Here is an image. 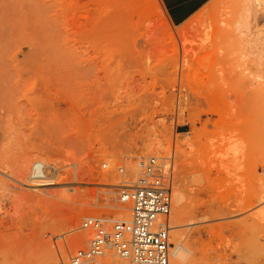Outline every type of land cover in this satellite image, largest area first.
<instances>
[{
    "label": "rangeland",
    "instance_id": "1",
    "mask_svg": "<svg viewBox=\"0 0 264 264\" xmlns=\"http://www.w3.org/2000/svg\"><path fill=\"white\" fill-rule=\"evenodd\" d=\"M260 3L178 28L158 0H0V264H71L149 158L174 166L171 264H264Z\"/></svg>",
    "mask_w": 264,
    "mask_h": 264
},
{
    "label": "built area",
    "instance_id": "2",
    "mask_svg": "<svg viewBox=\"0 0 264 264\" xmlns=\"http://www.w3.org/2000/svg\"><path fill=\"white\" fill-rule=\"evenodd\" d=\"M143 175L132 186L118 189V200L130 206L128 221L109 222L89 217L81 229L93 232L88 248L79 251L71 264H107L112 250L126 264H171V236L167 220L171 214L174 166L149 158ZM123 171V170H121ZM163 220V221H162Z\"/></svg>",
    "mask_w": 264,
    "mask_h": 264
},
{
    "label": "crops",
    "instance_id": "3",
    "mask_svg": "<svg viewBox=\"0 0 264 264\" xmlns=\"http://www.w3.org/2000/svg\"><path fill=\"white\" fill-rule=\"evenodd\" d=\"M174 27H182L208 7L213 0H158Z\"/></svg>",
    "mask_w": 264,
    "mask_h": 264
},
{
    "label": "bare ground",
    "instance_id": "4",
    "mask_svg": "<svg viewBox=\"0 0 264 264\" xmlns=\"http://www.w3.org/2000/svg\"><path fill=\"white\" fill-rule=\"evenodd\" d=\"M260 2H264V0H255V1H253V0H247V6L248 7H251V5H254L255 3L256 4H261ZM216 4V2H214L213 3V5L212 6H214ZM194 22H196L195 20H193V23ZM191 24V23H190ZM192 27V26H191ZM185 32H186V28L185 29H183V30H180V34L181 35H183V34H185ZM188 32V31H187ZM186 35V34H185ZM157 159V158H156ZM145 160H147V159H142L141 160V163H140V165H141V168H142V164H143V162L145 161ZM163 164L165 165V167L166 168H169V164H166V163H164L163 162ZM142 170H143V168H142ZM126 187H130V186H126ZM181 195V194H180ZM172 196H173V191H172ZM180 201V199L179 198H177L176 197V202H179ZM177 205V204H176ZM181 206V205H180ZM129 210H130V207H129ZM172 210H173V205H172V207H171V212H172ZM170 216H171V214H170ZM169 216V217H170ZM169 217H168V220H167V224H168V228L171 230V228H170V225H169ZM130 218V217H129ZM163 221V220H162ZM83 231H85V230H83ZM86 232H91V231H86ZM91 233H93V232H91ZM77 243V242H76ZM79 243V242H78ZM72 244H74V243H72ZM71 245V244H70ZM79 244H75L74 245V247H75V249L76 248H78L79 246H78ZM73 247V248H74ZM69 249V251H64L63 253H62V256H63V258H65V259H67L68 257H69V255H70V253L72 252L71 250H74V249ZM67 249V248H66ZM172 250V249H171ZM105 260L107 259V261H109V260H112L110 263H107V264H116L115 262H113V259H114V261L117 259L118 261H120V264H126L123 260H121L119 257H117L116 256V254H115V252L114 251H112V250H107L106 251V254H105ZM175 256H176V261L174 262V264H184V257H183V255L180 253V250H176L175 251ZM170 261H171V259H170ZM104 263H105V261H103Z\"/></svg>",
    "mask_w": 264,
    "mask_h": 264
}]
</instances>
